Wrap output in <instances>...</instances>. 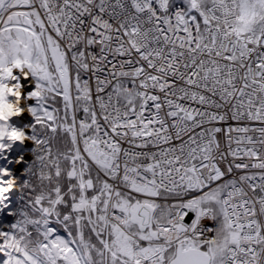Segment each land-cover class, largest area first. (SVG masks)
<instances>
[{
  "label": "snow or ice",
  "instance_id": "obj_1",
  "mask_svg": "<svg viewBox=\"0 0 264 264\" xmlns=\"http://www.w3.org/2000/svg\"><path fill=\"white\" fill-rule=\"evenodd\" d=\"M26 140L0 264H264V0H0Z\"/></svg>",
  "mask_w": 264,
  "mask_h": 264
},
{
  "label": "built area",
  "instance_id": "obj_2",
  "mask_svg": "<svg viewBox=\"0 0 264 264\" xmlns=\"http://www.w3.org/2000/svg\"><path fill=\"white\" fill-rule=\"evenodd\" d=\"M14 74L15 75H17V76H19L20 77V81H21V83L25 86V84H27L28 85V83H31V84H29L30 85V90L26 93V97L28 96V94L31 92V91H34L35 90V88H36V83L35 82H33L34 81V78L33 77H31V76H29L28 77V79H27V81H25V79H24V76H23V74H21L20 72H19V70H14ZM13 83H15V81H13ZM12 98L13 97H9V99L10 100H12ZM29 104L30 105H32V106H35V101L34 100H32V101H29ZM27 115V114H26ZM28 116V115H27ZM29 117H32L31 115L29 116ZM21 120H22V116L21 117H12L10 120H9V124L12 126V127H19L20 129H24L25 130V127H22L21 126ZM30 130V129H29ZM8 143H11L10 141H8ZM15 146H12L11 147V149H14L15 148V151H20V155H24V154H26V153H29L30 154V152H31V149L30 150H19V147H17V143H15L14 144ZM10 149V150H11ZM9 150V151H10ZM14 151V150H13ZM8 153V152H7ZM7 153H6V156H7ZM4 155L5 154H0V168L2 167V165L3 166H5L6 168H8L9 166H10V164H9V162H7V160H9V158H8V156H7V159H4ZM11 171V173H12V176H15L16 177V172H17V170H16V168H9ZM14 170H16V171H14ZM4 178H7V177H4ZM17 190H13V192H11V193H8L7 195H8V197H9V199H8V201H6V203H8V205H9V207L7 208V209H10L11 208V206L13 205V203L15 202V200L17 199ZM6 209V210H7Z\"/></svg>",
  "mask_w": 264,
  "mask_h": 264
},
{
  "label": "rangeland",
  "instance_id": "obj_3",
  "mask_svg": "<svg viewBox=\"0 0 264 264\" xmlns=\"http://www.w3.org/2000/svg\"><path fill=\"white\" fill-rule=\"evenodd\" d=\"M21 82V81H20ZM21 126L22 127H25V128H27V130H25L26 131V134L27 135H31V131L29 130L30 128H31V125H33L34 123H35V120H34V118L33 117H29V116H22V120H21ZM30 143V144H29ZM29 143H25V144H23V147L22 146H20L19 145V150H30L31 149V152H30V154H28V156H25L24 157V159H25V163H22L21 165H26V168L28 167V165H29V163L31 162V160H32V155H31V153H32V150H33V148L35 147L34 146V144H33V142L32 141H30ZM18 145V144H17ZM18 147V146H17ZM20 155V154H19ZM30 158V160L29 161H27L26 160V158ZM18 166H20V165H18ZM17 166V167H18ZM8 170L9 171H11L9 168H8ZM25 170V169H24ZM24 170L23 171H20V173L18 174V175H16V176H19V177H17L18 179H17V181H18V183H19V180L20 179H25L26 177L25 176H23V173H24ZM17 174V173H16ZM15 202H17V201H15ZM14 202V203H15ZM13 203V204H14ZM14 205H12L11 206V208L10 209H7L9 212H12V211H14V207H13ZM15 221H16V217L15 216H10V215H4V216H2V214H1V212H0V228H3L4 230H7V228H4V226H10L11 224H13V223H15Z\"/></svg>",
  "mask_w": 264,
  "mask_h": 264
},
{
  "label": "bare ground",
  "instance_id": "obj_4",
  "mask_svg": "<svg viewBox=\"0 0 264 264\" xmlns=\"http://www.w3.org/2000/svg\"><path fill=\"white\" fill-rule=\"evenodd\" d=\"M29 84H31V83H28V85L27 84H25V92H24V96H23V98H27L26 97V93L30 90V85ZM15 100V97H13L12 98V101H14ZM22 107H24V105H21ZM30 116V114L29 113H27V112H25L24 114H23V116ZM16 128H18V129H20L19 127H16ZM25 130H27V128H25ZM30 142V140H26L23 144H27V143H29ZM18 145V147H19V145L20 146H22L23 147V144H21L20 142H16ZM15 144V143H14ZM14 144H12V146H15ZM30 144V143H29ZM14 150V151H13ZM20 154V151H15V148L14 149H11L10 151H8V153H7V156H8V158H9V160H11L12 161V163H9L10 164V166L8 167V168H16V170H17V166L18 165H21L22 163H25V159L20 163V164H16V161L18 160V159H20L21 157H25V156H28V154L29 153H26V154H24V155H19ZM9 160H7V162L9 161ZM1 168H5V166H3L2 165V167ZM16 170H14V171H16ZM17 177H19V176H16V178ZM9 178H11V177H7V178H4V179H9ZM18 179V178H17ZM1 214H2V216H4V215H9V211L8 210H6V209H4L2 212H1Z\"/></svg>",
  "mask_w": 264,
  "mask_h": 264
},
{
  "label": "water",
  "instance_id": "obj_5",
  "mask_svg": "<svg viewBox=\"0 0 264 264\" xmlns=\"http://www.w3.org/2000/svg\"><path fill=\"white\" fill-rule=\"evenodd\" d=\"M26 160L29 161L30 158L28 157V158H26ZM25 168H26V165H20V166H18L17 172H16L17 175L20 173V171H23Z\"/></svg>",
  "mask_w": 264,
  "mask_h": 264
},
{
  "label": "trees",
  "instance_id": "obj_6",
  "mask_svg": "<svg viewBox=\"0 0 264 264\" xmlns=\"http://www.w3.org/2000/svg\"><path fill=\"white\" fill-rule=\"evenodd\" d=\"M28 166H29V165H28ZM26 178H27V177H26ZM26 178H25V179H26ZM22 180H23V179H20L19 182H21ZM19 195H20V194H19ZM19 195H18V197H19ZM17 203H18V200H17V202H16L15 205H14V210L16 209V205H17Z\"/></svg>",
  "mask_w": 264,
  "mask_h": 264
},
{
  "label": "clouds",
  "instance_id": "obj_7",
  "mask_svg": "<svg viewBox=\"0 0 264 264\" xmlns=\"http://www.w3.org/2000/svg\"><path fill=\"white\" fill-rule=\"evenodd\" d=\"M34 82V81H33Z\"/></svg>",
  "mask_w": 264,
  "mask_h": 264
}]
</instances>
